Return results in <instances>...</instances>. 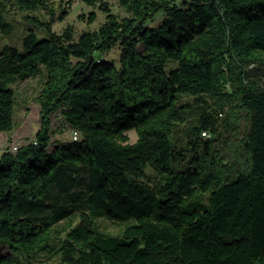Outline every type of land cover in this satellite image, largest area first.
Returning a JSON list of instances; mask_svg holds the SVG:
<instances>
[{
    "label": "trees",
    "instance_id": "1",
    "mask_svg": "<svg viewBox=\"0 0 264 264\" xmlns=\"http://www.w3.org/2000/svg\"><path fill=\"white\" fill-rule=\"evenodd\" d=\"M76 1L105 22L78 36L72 26L42 39L31 31L23 51L0 50V133L15 130L11 87L46 73L40 129L0 154V264L39 255L56 264H264V0L66 8ZM53 3L0 0V34L13 33L12 10L53 13ZM116 46L117 63L102 59ZM241 112L248 130L223 154ZM57 113L78 138L50 151ZM99 219L122 224L121 234L100 231ZM64 220L72 223L61 238Z\"/></svg>",
    "mask_w": 264,
    "mask_h": 264
},
{
    "label": "rangeland",
    "instance_id": "2",
    "mask_svg": "<svg viewBox=\"0 0 264 264\" xmlns=\"http://www.w3.org/2000/svg\"><path fill=\"white\" fill-rule=\"evenodd\" d=\"M67 1L68 0H54L52 6L53 13L46 10L31 12L12 10L7 15L6 19L13 26V33L8 36L0 34V50L4 46H10L23 51L22 40L31 31L37 35L38 39H42L48 37L50 32L60 34L65 28L72 26L75 31V35L78 36L84 31L97 30L105 22L106 15L99 11L96 7L88 6L82 2L76 1L68 10L66 8ZM180 1L181 0H178V2ZM109 4L112 7V12L117 15L118 18L121 19L127 17L125 11H123V9H121L116 2L109 1ZM63 10H68V14L65 15ZM91 13L96 14V21L89 24L88 18ZM60 16L63 17V19H60ZM81 16H84V19H81ZM159 23H161L160 20H157L153 25H157ZM102 59L117 63L119 61V48L116 46L111 51L106 52L102 56ZM170 66H174V64H170ZM166 71L169 72L170 68L167 67ZM45 79L46 73L44 69H42L38 75L27 78L11 87L15 93L16 99L14 112L15 130L9 134L0 133V154L8 147L9 150L12 151L14 147L20 148L27 141H32L34 139L35 133L41 126V108L36 99L43 88ZM218 117L221 120L225 117V114L222 117ZM51 118L52 145L49 148L50 151L53 149L55 141H68L72 136L71 131L67 130V127H65L64 120L60 113L53 115ZM239 118H241L239 126L240 133L237 137L230 134L225 135L227 136V143H224L221 147H219L221 153L223 154L230 156L227 144L229 143L230 146L239 144L248 130L245 113L241 112ZM64 129L65 131H63ZM128 135L130 137V142L134 143L137 139L135 131H130ZM146 173L151 180L155 181L158 179V174L155 170L148 168ZM207 197L208 194H205V202L207 201ZM70 223H72V220H64L55 227L56 231L60 234L59 237H64L65 230ZM76 223L77 220L73 221V225ZM97 226L100 231L110 235H120L123 230L122 224L106 219H99L97 221ZM6 252L7 251L5 249L0 248V254ZM58 260H60V258L58 259L57 256L49 257L46 255H39L35 260V264H56L59 262Z\"/></svg>",
    "mask_w": 264,
    "mask_h": 264
},
{
    "label": "built area",
    "instance_id": "3",
    "mask_svg": "<svg viewBox=\"0 0 264 264\" xmlns=\"http://www.w3.org/2000/svg\"><path fill=\"white\" fill-rule=\"evenodd\" d=\"M224 114H219L220 117H222ZM203 138H210L209 133H202ZM78 138V134L76 132L72 133V139L76 140ZM18 148L14 147L11 152H16Z\"/></svg>",
    "mask_w": 264,
    "mask_h": 264
}]
</instances>
